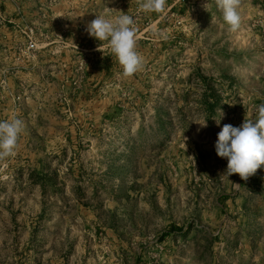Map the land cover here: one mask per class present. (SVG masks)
Here are the masks:
<instances>
[{
	"label": "rangeland",
	"instance_id": "374dc122",
	"mask_svg": "<svg viewBox=\"0 0 264 264\" xmlns=\"http://www.w3.org/2000/svg\"><path fill=\"white\" fill-rule=\"evenodd\" d=\"M139 3L0 0V121L24 122L0 162V264H264V166L222 176L215 150L264 103V0H241L235 32L215 0ZM123 13L131 77L86 32Z\"/></svg>",
	"mask_w": 264,
	"mask_h": 264
},
{
	"label": "clouds",
	"instance_id": "9594fccd",
	"mask_svg": "<svg viewBox=\"0 0 264 264\" xmlns=\"http://www.w3.org/2000/svg\"><path fill=\"white\" fill-rule=\"evenodd\" d=\"M166 3L167 0H140L139 7L147 13H163ZM215 4L228 30L237 31L241 25L238 12L241 0H215ZM204 7L207 10L206 4ZM86 32L99 42H107V48L122 67L124 77H131L142 70L144 61L136 50L137 29L132 16L123 13L109 19L105 15H96L87 24ZM98 50L102 52L100 46ZM216 121L219 124V120ZM199 124L201 127L207 126L206 122ZM23 131L24 122L19 118L0 121V162L16 155ZM215 150L218 157L227 160V168L222 176L238 174L241 180L247 181L264 166V103L256 108L254 117L245 115L240 126L224 124L217 134Z\"/></svg>",
	"mask_w": 264,
	"mask_h": 264
},
{
	"label": "built area",
	"instance_id": "2783aa9c",
	"mask_svg": "<svg viewBox=\"0 0 264 264\" xmlns=\"http://www.w3.org/2000/svg\"><path fill=\"white\" fill-rule=\"evenodd\" d=\"M34 46H36V44L33 43V42H30L29 47H30V48H33Z\"/></svg>",
	"mask_w": 264,
	"mask_h": 264
},
{
	"label": "trees",
	"instance_id": "16d2710c",
	"mask_svg": "<svg viewBox=\"0 0 264 264\" xmlns=\"http://www.w3.org/2000/svg\"><path fill=\"white\" fill-rule=\"evenodd\" d=\"M105 61H108V59H106ZM105 64V63H104ZM106 67H107V64H106ZM210 109H211V106H210Z\"/></svg>",
	"mask_w": 264,
	"mask_h": 264
}]
</instances>
